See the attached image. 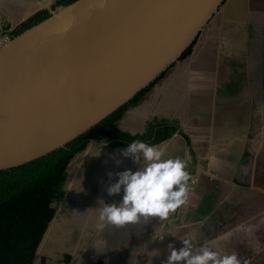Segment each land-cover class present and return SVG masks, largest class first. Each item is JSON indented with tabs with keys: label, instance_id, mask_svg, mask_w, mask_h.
Masks as SVG:
<instances>
[{
	"label": "water",
	"instance_id": "1",
	"mask_svg": "<svg viewBox=\"0 0 264 264\" xmlns=\"http://www.w3.org/2000/svg\"><path fill=\"white\" fill-rule=\"evenodd\" d=\"M225 1L77 0L7 35L0 169L64 146L130 102L181 58Z\"/></svg>",
	"mask_w": 264,
	"mask_h": 264
},
{
	"label": "crops",
	"instance_id": "2",
	"mask_svg": "<svg viewBox=\"0 0 264 264\" xmlns=\"http://www.w3.org/2000/svg\"><path fill=\"white\" fill-rule=\"evenodd\" d=\"M54 1L0 0V36L7 37V34L1 33L5 23H11V28H14L34 12L54 3ZM239 3L241 0H229L227 4L229 10H233L232 17L237 20L241 17L240 15L246 13L248 16H252L250 11L252 5H254V12L261 10L257 5L259 1L249 0V9L246 8V5L240 6ZM225 11L227 10L225 9ZM219 15V17L223 15L222 9ZM250 21L248 18V23ZM246 23L245 29L248 28ZM236 24H238L237 21L232 23L233 26ZM175 68L174 77L171 74L166 77L168 79L166 82H170L171 85L176 84L174 83L175 79L182 82L185 74L180 63H177ZM195 73L190 71L187 88L186 90L181 89L180 92H177L174 86L171 90L164 91L163 85H161L163 83L156 84L157 81L144 94L142 100L127 108L118 120L119 128L132 135L146 133L149 121L154 118L178 120L183 131L191 139V147L186 145L187 149L178 151V145L186 144L180 134L173 135L159 145L165 146L166 155L178 156L186 160L190 180L187 201L171 212L168 218L164 220L157 217L141 218L135 223H127L119 227L104 224V226L106 225L105 230L100 234L102 245L100 244L101 247L97 245L100 250L96 249L95 251L97 252L96 256L100 254L97 259H103L105 264H161L167 258L170 242L179 248L182 246L179 238L193 236L200 246V238H202L200 233L203 232V235L213 233L211 225L218 222L217 226L224 230L223 222L226 221L229 212L232 213L231 224L235 225L230 227L231 230H235V233H244L245 230H255L258 236H262L261 233H264V143H261V148L257 149L259 145L257 141L259 142L260 137L264 135V101L258 104L253 97L250 100L246 98L245 101L240 97L235 101L222 97L219 102L210 103L208 110L191 109L189 102L194 100L196 94L215 95L218 91V83H214L213 90L209 91L211 86L202 85L199 81L201 77L194 76ZM193 81L196 82L192 84ZM254 126L256 129H253ZM263 140L261 139V141ZM252 141H256V143L251 150L248 149L247 143L252 144ZM126 147L107 148L118 150L109 152L108 160L113 164H120L112 171L110 168L108 172H103L96 166H84L85 173L89 178L86 182L89 185L84 190L86 197L81 198L87 199L84 205L87 209L86 211L81 210L78 214L83 215L84 222H87L86 228H92L98 233L101 227H98L97 213L94 209L99 206V199L104 200L103 193L107 186L117 179L118 171L125 168L135 170L140 167L130 157H124L119 151ZM246 154L251 155L249 160L245 157ZM97 176H100L106 184L105 190L99 191L100 194L97 192L87 193V191L90 192L88 187L95 185L94 180ZM82 190L83 187L79 194ZM104 201L109 202V200ZM221 206L224 209L221 210ZM200 209L204 212H201ZM198 210L200 211L198 212ZM220 217L222 222L218 220ZM161 231L164 234L163 240L153 238V233L158 234ZM71 235L75 237V240H79L83 237V232L75 230ZM242 236L248 238L247 234H242ZM262 238L261 247H264V236ZM206 239L208 238L203 239V245L206 244ZM249 239L253 241L254 238L250 237ZM259 244L260 242L255 243L257 249L260 248ZM153 249H158L159 252L150 257L149 252ZM91 250H93L92 246L86 245L81 246L77 250L78 253H69L73 255V258L74 255L81 258ZM110 255L112 260L108 259ZM83 257L92 258L93 256ZM94 260L92 259L86 264H90Z\"/></svg>",
	"mask_w": 264,
	"mask_h": 264
},
{
	"label": "rangeland",
	"instance_id": "3",
	"mask_svg": "<svg viewBox=\"0 0 264 264\" xmlns=\"http://www.w3.org/2000/svg\"><path fill=\"white\" fill-rule=\"evenodd\" d=\"M46 1L48 2V0ZM258 1L259 3H257V5H259L261 9L260 11L254 12V5H252L250 6L252 16H248L246 13L240 15L241 17L237 20V18L232 17L233 10H229L227 6L229 0H226L214 14L213 18L210 19L208 24L205 25L203 30H201L193 46V51L189 55L171 64L165 71L166 73L155 83L158 84L162 82L163 84L161 85H163L164 91L171 90L173 86L177 92H180L181 89L186 90L190 71L196 72L194 76L201 77L199 81H201L202 85L207 84L211 86L209 87V91L213 90L214 83H218V91L215 95L196 94L194 96V100L189 102L191 109L194 110H208L210 103L219 102V99L222 97L227 99L231 98L234 99V101L239 97L244 101L246 98L250 100L253 97L258 104L264 101V0H254V2ZM248 3L249 0H241L239 5H246V8L249 9ZM52 4H48V6L44 8H49ZM221 9L223 15L219 17ZM225 9L227 11H225ZM248 18L251 20L250 23H248ZM235 21H237L238 24L233 26L232 23ZM245 22H247V30L244 27ZM177 63H180L181 67H183L185 74L183 75L182 82L175 79L174 83L176 84L171 85L170 82H166L168 80L166 77L168 74L174 77L173 71H175ZM213 76L214 79H212ZM195 82L196 81H193L192 84ZM197 86L198 84L196 87ZM258 119L260 120V117H258ZM253 129H256V126H254ZM263 138L264 135L260 137L259 142L257 141L259 144L257 149L261 148V143H264ZM261 139L263 141H261ZM249 142L247 143V147L252 150L256 141H252V144ZM157 146L161 147L159 144ZM161 148L165 150V146ZM177 148L180 152L187 149V146L181 143ZM121 150L122 149L119 151ZM111 151L116 152L118 150H106L99 142L94 141L72 160L71 178L67 184V202L61 203L58 214L52 221L47 236L40 245V249L37 252L38 255L33 264H42L43 256L46 257L45 264H63L67 252H77L81 246L86 245H91L93 250L82 255L81 258L78 255H74L70 264H86L100 255L98 254L96 256L97 252L95 250H100L99 246L97 248V245H100L102 242L100 234L105 230L104 227L106 225L101 227L99 233L92 228H86L87 222H84L85 219L83 215H80V213L78 214V212H80L83 207L84 211H86L87 208L84 205L87 199L83 200L84 198H81L79 191L84 185V187L89 185V183L86 182L89 178L85 173L86 169H84V166L88 167L92 165L103 172H108L109 168L110 171H112L113 168L120 165L113 164L108 160L110 157L109 152ZM245 157L249 160L251 155L246 154ZM117 161L119 160L117 159ZM94 181L96 183L95 185H91L89 194L91 192L100 194L99 191H104L106 184L102 181L100 176H97ZM80 194H84V189ZM107 194V191H105V193H103V198L110 202L111 200L119 201L123 193L121 192L111 196ZM222 209H224L223 206H221V210ZM231 218L232 213L229 212L226 221L223 222V225H225L224 230L217 226L218 222L215 225H211L213 233L203 235V232H201L200 236H202V238H200V245H203V239L208 238L206 239V246L220 253L235 252L241 264H264V247H261L264 233H261L262 236H258L255 230H245L244 233H235V230H231L230 227L235 226L231 224ZM218 220L222 222L221 217ZM71 228L81 230L83 232V237L79 240H75L71 235ZM242 234H247L248 238L243 237ZM204 236L206 237L204 238ZM250 237L254 238L253 241L249 239ZM257 242H260L259 249H257L255 245ZM193 243L195 249L199 250L198 242L195 238ZM91 255L93 256L92 258L83 257ZM109 258L110 260L113 259L111 255L108 259Z\"/></svg>",
	"mask_w": 264,
	"mask_h": 264
},
{
	"label": "trees",
	"instance_id": "4",
	"mask_svg": "<svg viewBox=\"0 0 264 264\" xmlns=\"http://www.w3.org/2000/svg\"><path fill=\"white\" fill-rule=\"evenodd\" d=\"M75 1L77 0H55L51 7L37 10L14 28H11V23H5L1 33L14 37L47 18L58 8ZM196 41L197 38L184 50L181 58L193 51ZM161 76L140 90L130 102L120 106L64 146L24 164L0 169V264H33L37 250L61 203L67 202L66 186L71 178L72 160L86 149L91 140L101 143L107 149L127 146L133 140L157 145L180 134L186 145L191 147L189 135L176 119L154 118L149 121L144 134L132 135L118 126V120L127 108L139 103ZM72 260L73 256L66 253L63 264H70ZM45 262L46 257L43 256L42 264ZM90 264L105 263L97 260Z\"/></svg>",
	"mask_w": 264,
	"mask_h": 264
},
{
	"label": "clouds",
	"instance_id": "5",
	"mask_svg": "<svg viewBox=\"0 0 264 264\" xmlns=\"http://www.w3.org/2000/svg\"><path fill=\"white\" fill-rule=\"evenodd\" d=\"M121 152L140 167L135 170L125 168L116 173L117 179L107 186L106 191L110 196L121 191L123 194L119 201L99 199V206L94 209L98 227L104 224L119 227L148 217L164 220L187 201L190 173L186 160L168 156L163 148L143 140L131 141ZM153 238L163 240L164 234L162 231L153 233ZM179 239L182 246L176 248L170 242L167 258L161 264H241L235 252L220 253L206 245H200L196 250L193 236ZM158 252L153 249L149 256ZM98 257L94 261H104Z\"/></svg>",
	"mask_w": 264,
	"mask_h": 264
},
{
	"label": "flooded vegetation",
	"instance_id": "6",
	"mask_svg": "<svg viewBox=\"0 0 264 264\" xmlns=\"http://www.w3.org/2000/svg\"><path fill=\"white\" fill-rule=\"evenodd\" d=\"M34 13H35V12H34ZM84 186H85V185H84ZM84 186H83V189L86 190L87 187H84ZM88 188H89V190H90V189H91V186H89ZM87 193H89V192L87 191ZM79 195H80V194H79ZM80 196H81V197H86L85 194L80 195ZM82 211H84V208L82 209ZM75 230H76V229L71 228V234H72ZM74 238H75V237H74Z\"/></svg>",
	"mask_w": 264,
	"mask_h": 264
},
{
	"label": "built area",
	"instance_id": "7",
	"mask_svg": "<svg viewBox=\"0 0 264 264\" xmlns=\"http://www.w3.org/2000/svg\"><path fill=\"white\" fill-rule=\"evenodd\" d=\"M7 40V37L0 36V45H2Z\"/></svg>",
	"mask_w": 264,
	"mask_h": 264
}]
</instances>
